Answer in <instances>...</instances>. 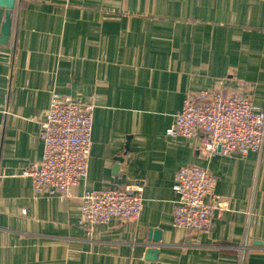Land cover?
<instances>
[{
	"label": "crops",
	"instance_id": "crops-1",
	"mask_svg": "<svg viewBox=\"0 0 264 264\" xmlns=\"http://www.w3.org/2000/svg\"><path fill=\"white\" fill-rule=\"evenodd\" d=\"M214 87L264 111V0H13L0 41V264H264V148L208 156L196 136L164 134L186 93ZM52 92L92 105L68 196L33 193L22 174L41 157ZM188 163L216 177L207 232L171 224L173 174ZM134 181L136 219L81 222L84 189Z\"/></svg>",
	"mask_w": 264,
	"mask_h": 264
},
{
	"label": "built area",
	"instance_id": "built-area-1",
	"mask_svg": "<svg viewBox=\"0 0 264 264\" xmlns=\"http://www.w3.org/2000/svg\"><path fill=\"white\" fill-rule=\"evenodd\" d=\"M241 86L242 82H238ZM91 110L89 103L60 97L52 92L39 121L41 157L22 170L31 179L33 193L70 194V187L84 175L89 155ZM168 137L196 136L197 149L212 156L264 148V111L237 88H207L186 93L179 111L164 130ZM216 177L197 164L180 165L171 185L174 198L171 224L195 232H207L211 210L221 205L212 191ZM141 183L119 187L84 189L80 195L81 222L87 225L110 218L133 220L141 206ZM23 210V209H22Z\"/></svg>",
	"mask_w": 264,
	"mask_h": 264
},
{
	"label": "water",
	"instance_id": "water-1",
	"mask_svg": "<svg viewBox=\"0 0 264 264\" xmlns=\"http://www.w3.org/2000/svg\"><path fill=\"white\" fill-rule=\"evenodd\" d=\"M0 6L5 9L4 19L0 28V41L5 43L9 37V28H10V11L13 6V0H0ZM157 231H153V235L151 237L152 240H157L159 238ZM254 244H260L259 241H254ZM156 248L148 247L145 250V255L152 257L155 255Z\"/></svg>",
	"mask_w": 264,
	"mask_h": 264
}]
</instances>
